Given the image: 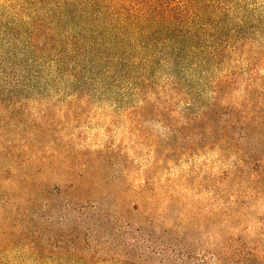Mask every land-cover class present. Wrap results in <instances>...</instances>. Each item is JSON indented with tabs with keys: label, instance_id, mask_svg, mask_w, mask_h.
Segmentation results:
<instances>
[{
	"label": "rangeland",
	"instance_id": "obj_1",
	"mask_svg": "<svg viewBox=\"0 0 264 264\" xmlns=\"http://www.w3.org/2000/svg\"><path fill=\"white\" fill-rule=\"evenodd\" d=\"M259 12L0 0V264H264Z\"/></svg>",
	"mask_w": 264,
	"mask_h": 264
},
{
	"label": "trees",
	"instance_id": "obj_2",
	"mask_svg": "<svg viewBox=\"0 0 264 264\" xmlns=\"http://www.w3.org/2000/svg\"><path fill=\"white\" fill-rule=\"evenodd\" d=\"M92 5L109 4L111 7L130 9L142 14L148 13L160 19L183 22L185 13H198L197 19L217 25L229 23L233 27L251 25L258 20L264 0H88ZM169 20V19H168ZM175 24V23H174ZM230 262V261H228ZM220 258L218 264H222ZM227 263V262H226Z\"/></svg>",
	"mask_w": 264,
	"mask_h": 264
}]
</instances>
